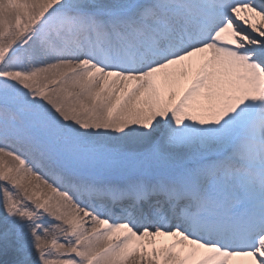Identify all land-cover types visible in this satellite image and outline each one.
<instances>
[{"label": "snow or ice", "instance_id": "6c2138e0", "mask_svg": "<svg viewBox=\"0 0 264 264\" xmlns=\"http://www.w3.org/2000/svg\"><path fill=\"white\" fill-rule=\"evenodd\" d=\"M0 264H264V0H0Z\"/></svg>", "mask_w": 264, "mask_h": 264}]
</instances>
